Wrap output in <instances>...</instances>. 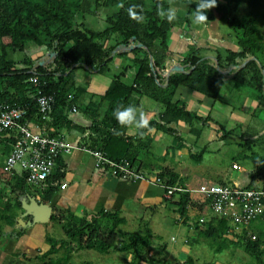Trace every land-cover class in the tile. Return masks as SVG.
I'll list each match as a JSON object with an SVG mask.
<instances>
[{"label": "trees", "instance_id": "1", "mask_svg": "<svg viewBox=\"0 0 264 264\" xmlns=\"http://www.w3.org/2000/svg\"><path fill=\"white\" fill-rule=\"evenodd\" d=\"M243 5L248 9L241 13ZM179 6L181 9H177ZM129 8L142 16V20L130 18ZM195 8V0H0V103L25 108L26 116L20 122L45 124L51 136L82 133V144L88 149L102 151L113 160L126 159L139 170L137 162L143 160L145 151H149L148 131L152 128L169 132L174 131L171 125L180 121H196L205 127L211 121L219 126L218 139L243 130L239 134L241 141L238 145L242 147L250 143L247 148L250 154H246L245 150L241 157L255 164L248 186L256 187L255 182L264 181V155L253 151L256 142L252 141L251 135L258 133L260 137L257 141L263 139L264 143V132L260 133L257 125L227 130V125L216 122L211 115L203 117L186 110L183 103L173 101L178 88L184 87L211 99L213 106L221 101L233 111L249 113L252 119L261 118L264 112V0H217L213 8L205 10L207 20L196 24L226 23L230 43L237 47L236 50L224 48L226 53L217 48L214 56L203 55L201 47L192 38L194 29H190L191 32L186 30L187 26L194 24ZM167 9L179 11H175L173 22L159 15L161 10ZM174 28L183 29L184 35L187 31L185 36L190 40L188 49L177 54L185 70L163 77L161 71L166 70L174 58L168 43ZM159 38L161 42L157 41ZM19 53L22 57L17 55ZM46 53L51 58L47 64L43 60ZM80 72L89 76L93 73L111 74L112 77L106 92L100 97L108 102L104 115L100 117L97 108L91 114L88 109L84 111L89 115L88 126L76 124L71 116L78 92L93 90L88 80L85 83L77 81ZM34 76H38L40 86L33 82ZM39 90L55 96L45 120L36 101ZM225 92H229L231 98ZM71 93H76V98L70 99ZM145 96L157 101L162 113L150 120L146 127L138 128L135 135H130L128 130L133 125H121L113 112L118 107L131 105L137 114ZM233 99L243 101V104L235 105ZM252 102L257 103L253 113L246 106V103L250 105ZM191 129L194 134L200 135L199 130ZM12 142L13 139L9 138L0 140V167L3 169L7 159L4 162L2 157L9 156ZM57 170L61 173V168ZM57 170H53L54 174L48 178L51 185L58 179ZM159 173L167 186L181 187L179 175L172 169L166 168ZM26 180L25 176H10L9 188L14 185L11 193L18 199L13 200L14 203L3 204L5 209L3 213L0 210V218L8 220L9 216V220L16 221L18 212L22 211L20 196L26 192L42 193L44 197L43 191ZM1 189L0 205L2 190H7ZM175 197L176 194L173 195ZM178 199L180 219L186 218L190 231L199 230L215 252L222 253L231 246L238 247L251 257L249 264H264V214L248 226H243L241 231L231 226L229 218L215 214L214 219L202 224L195 221L192 226L187 212L196 203L191 206L189 191L179 194ZM12 206L15 209L13 216L6 210ZM203 206L200 204V209ZM59 219L64 222L62 217ZM122 224H125V219L119 214L103 210L92 216H73L63 226L65 230L68 228L67 233L72 232V239L81 249L96 250L102 254L125 252L132 256L130 264H171L154 255V240L160 237L147 223L140 232L123 231L119 228ZM257 227L263 232L256 234ZM229 234L234 237L230 238ZM253 235L256 237L253 238ZM50 241L52 245L48 253L53 254L58 241ZM163 247L166 245L163 244ZM175 264L203 263L190 256L184 263L178 261Z\"/></svg>", "mask_w": 264, "mask_h": 264}, {"label": "crops", "instance_id": "2", "mask_svg": "<svg viewBox=\"0 0 264 264\" xmlns=\"http://www.w3.org/2000/svg\"><path fill=\"white\" fill-rule=\"evenodd\" d=\"M202 31L206 32L208 36L206 40H209V44L211 42L214 46L218 44L217 47L227 44L223 47L229 49L237 48L230 43V40L227 42L224 39L218 40L215 38V29L213 28H209L204 25V29ZM192 32L193 34L196 33L195 30ZM178 34L180 35V39L177 40L175 44L169 43L170 48L172 51L177 50V52H185V49H188L190 40L187 39L184 41L185 35L183 29H181V32ZM172 47H174V49ZM179 47L181 50L185 47V51H181ZM199 47L202 46L200 45ZM202 48L209 49L210 47L203 46ZM174 64H180V62L172 59V61L169 62L167 69ZM166 70L161 71L163 77L170 74H167ZM107 75H101L98 77L106 79ZM90 80L91 81L89 83L93 90H80L77 95L76 93H71L73 96L70 95L73 98L75 95L78 97L75 105L77 111L71 114L76 124L80 123L86 124L87 126L90 125V121L88 120L89 115L88 113H84L87 109L89 114H91L96 111L95 108H97L100 117L104 115V112L107 109L108 102L101 100L100 97L102 93L106 92L105 89L108 88L110 83L108 84L101 81V83H97L96 86H93L92 78ZM77 81L82 83L79 78ZM109 82H111V80ZM95 92L98 93L96 94ZM99 93L100 96L97 98L95 95H98ZM72 97L70 99H73ZM196 100L198 101V104H196ZM176 101L183 103L186 110L197 112L203 117L208 115L213 117L212 111L214 110V107H216V104L212 107V100L205 99V97H202L184 87L178 88L173 102ZM246 106L250 107L249 111L253 113L256 109L257 103L252 102L250 105L248 104ZM238 112L241 113V116L237 117L240 120H237L235 125L233 127H229V129H242L248 125V119H250L251 115L244 111ZM161 113L162 108L160 107V104L149 96H145L141 100V105L138 108L136 115L137 119L143 115V117L149 122L154 118L160 117ZM244 114L245 116H243ZM213 119L216 120V117H213ZM36 124L37 123L33 122V128L34 130L39 131L38 128L40 126H37ZM44 125L45 124H42L43 127ZM244 125L245 127H243ZM192 127L195 130H199L200 135L197 136L194 134L191 129ZM256 127L260 129V133L264 132V124H259ZM171 128H174V131L168 132L166 129L157 130L155 128L148 131V135L150 137L149 151H145V157L144 155L142 156L143 160H139L137 162V165L140 167L141 174H145H143L144 179H122L120 177H116V175L112 174L109 170L97 169L92 154L87 151L76 149L73 150L71 154H62L59 159L60 161L54 168V171H56L57 168H61V173L57 170L59 175L57 177L58 179L54 182V185H51L47 181L44 185L37 186L40 191H43V194L45 193L44 197L41 196L42 193L32 194L31 192H26V194L30 196L37 197L39 201L45 202L46 204H50L54 207L52 219L48 223H39L30 227L24 226L16 220L17 218H20L23 211L18 212V216L15 219L16 221H14V219L9 220V216L8 220L4 217L0 218V220L5 221V225L0 224L2 225L0 228V264L95 263V258H88L83 255V252L87 249H81L77 243L74 242L71 237L72 232L67 233L66 230L68 228L65 230L63 224H66L73 216L83 217L87 214L92 216L93 214H98L103 210L107 212H115L120 215V218L125 219V224H122L119 227L123 231L140 232L147 223L156 235H159V231L156 229L163 226L164 216L166 217L172 212L177 214L175 222L179 224L181 223V225L185 226L188 233H184L183 237L180 239L176 233V239L172 240V237H174L172 236V244L170 246L165 244L166 247H163L164 243H159L157 240L158 238L154 240L153 253L164 262L175 264L180 261L184 263L188 257L192 256L200 260V262H205L203 264L210 262L216 264H249L251 261L249 259L250 256H248L247 260L244 261L243 259L246 256L242 254L243 250H240L238 247L234 248L231 246L230 249H227L222 253H217L212 249L210 243L202 236L199 230L192 229V231H190V228L185 223L186 218L183 217L180 219L177 201L179 200V194L188 191L190 192L191 199L196 200V193L191 192L203 184H239L241 186L249 187L248 185L250 184L251 173L253 170L245 171V169H234L233 165L236 164L232 163V171H242L243 175L235 179H229L230 171L224 168L225 166L223 164L220 166L218 162L215 163L212 159L210 160L211 153H214L215 151L213 150L214 152H212L208 150L207 141L213 139L218 140V136H220V132H218L219 126L216 123L210 121L209 125L205 127V125L203 126L201 123L196 121L192 123L180 121L177 124H172ZM229 129L227 128V130ZM137 130L138 128L133 125L128 130V133L130 135H135ZM88 132L89 131H87L86 134ZM243 132L244 131L241 130L236 135H228V137L220 140H222L223 144L225 141L238 144L241 140L239 134ZM251 136L253 138L252 141L256 142L255 147H259L260 144L257 140L260 136L258 133H254ZM65 137L74 142L83 141V134L81 133L80 135L78 132L65 133ZM167 139L169 140V144L166 142ZM260 148L264 150V143ZM142 153H144V150H142ZM200 153L201 158L199 157ZM261 155H264V152ZM6 159L7 156L2 157L4 162ZM166 168L172 169L174 172L178 173V183L184 189L182 193L177 194V197L173 199H168L165 196L166 190L162 185L153 182V176L157 172H162L163 169ZM9 180L10 175L5 174L3 168L0 167V189H7L6 191L1 189L3 191V201L0 205L2 213L4 212L3 209H5V207L3 208V204H7L8 202L14 203V201L18 199V197H14L11 193L12 188L14 189V185L12 184V187L10 185L11 188H9ZM63 184H66L67 186L62 188ZM255 184L258 186L260 185L258 181L255 182ZM31 190L32 189H29V191ZM200 208V204L196 203L190 210L187 209V216L189 217V222L192 226L195 221L200 222V220L203 219V223H205L215 218L214 214L209 209L204 206L202 209ZM6 210H8V214H11L12 216L15 214L13 206L11 209ZM60 217H62L64 221L63 223L60 222ZM30 219V216L25 217L24 224H27ZM59 224L62 225L63 234L55 236L53 230L57 227V225L59 226ZM200 224H202V222H200ZM262 232V230H258L256 234ZM228 236H230V238L234 237L233 234H229ZM51 239L58 241V245L55 247L53 254L48 253L52 245V242L50 241ZM209 249L213 250L215 255L212 256L210 261H205L202 255ZM240 251L241 255L239 254ZM114 253L127 254L125 252L117 251L110 253L109 256L116 255ZM223 253L232 254V259L222 261V258L224 257L221 255ZM131 259L132 256L127 254L124 258V262L130 264L132 262Z\"/></svg>", "mask_w": 264, "mask_h": 264}, {"label": "built area", "instance_id": "3", "mask_svg": "<svg viewBox=\"0 0 264 264\" xmlns=\"http://www.w3.org/2000/svg\"><path fill=\"white\" fill-rule=\"evenodd\" d=\"M32 80L36 86L41 85L38 76H34ZM36 98L40 112L44 115L42 118L45 120L55 102V96L39 90ZM76 111L77 108L74 106L72 112ZM26 112L27 110L21 106L0 103V140L13 139L12 150L4 167L9 174L25 176L29 184L42 186L53 173L57 158L62 154H71L77 149L90 152L97 169L109 170L122 179H144L140 170L133 167L126 159L113 160L102 151L88 149L80 141L74 142L63 136H51L42 124H36L40 126L39 131L34 130L33 123L20 122L25 118ZM234 169L242 168L234 165ZM153 182L164 187L168 199H172L174 194L177 195L184 190L181 187L164 184L159 172L153 176ZM66 186L63 184L62 188ZM191 193L197 195L196 200H190L191 206L193 203L205 205L213 214L229 218L231 226L236 227L235 230L240 228L241 231L243 226H248L251 221L264 214V181L256 187L239 184H203Z\"/></svg>", "mask_w": 264, "mask_h": 264}, {"label": "rangeland", "instance_id": "4", "mask_svg": "<svg viewBox=\"0 0 264 264\" xmlns=\"http://www.w3.org/2000/svg\"><path fill=\"white\" fill-rule=\"evenodd\" d=\"M242 8L240 9L241 13L245 12L248 9V7L246 5H243ZM177 9H181V7L179 6V7H177ZM177 9H175V11H178ZM206 26L209 28L215 29V31H214V35L216 36L215 38H217L218 40L224 39L227 42H229V40H230L229 35H228L229 29H228L226 23H222V22L219 23V21H213V22H210L209 24H207ZM187 29H189V30H187ZM190 29H194L196 31L195 34H193V32H192V36H193V38L198 40L196 42L199 46L201 45L202 47L203 46L210 47L209 49L201 47L200 51L203 55L214 56L215 55L214 50H216L217 48L218 49L220 48L222 52L226 53V51L224 49L225 47H223V46H226L227 44H225V45L223 44V46H219V47H217L218 44H216V46L212 45L211 44L212 42L209 44V40H206L208 38L206 32L202 31L204 29V26L194 23L191 27L190 26L186 27V30L188 32H191ZM173 30H174V33L171 36V38H169L168 43L175 44L177 42V40L180 39V35L178 33L181 32V29L180 28H174ZM187 31H186L185 35H187ZM187 39H188V37L185 36L184 41H186ZM191 40H193V39H191ZM157 41L161 42L162 40H161V38H159ZM193 42H195V41L193 40ZM181 43H182V41H181ZM172 48L174 49V47H172ZM184 48H182V50L180 48V50L181 51L187 50V48L185 50H184ZM234 49L236 50L237 48H234ZM173 52L177 53V54L180 53V52H177V50L173 51ZM177 54L174 55L173 60H178ZM17 55L21 56L20 53ZM49 55H50L49 53H46V55L44 56L43 60H46L45 64H47L51 60V58H49ZM53 56H54V54H53ZM101 75H107V74L93 73V74H90V77H89V75L84 74V72H80L78 74V78L80 79V82L82 81V83H85L87 80L90 82L91 81L90 79L92 78V85L93 86L94 85L96 86L97 83H101V81L109 84L110 83L109 81L112 78L111 74L107 75L106 79H101L100 77H98ZM131 78H132V76L130 77V81H131ZM225 90H228V89L226 88ZM95 93L97 94L98 92H95ZM225 95H229V98H231L229 92H225ZM95 96H97V98H98L100 96V93L98 95H95ZM205 99H208V98H205ZM237 101H238V103H237ZM242 102L243 101L233 99V103H235V105L238 104V106H241L243 104ZM196 104H198L197 100H196ZM246 105H247V103H246ZM212 107H213V105H212ZM262 113H264V112H262ZM212 115H213V117H216V122L217 121L220 123L223 122L225 125H227V128L229 129V127H233L235 125L237 120H240L237 117H240L241 113L238 111H233L232 108L228 104H225L221 101H218L216 103V107H214V110L212 111ZM243 116H245V114ZM252 118H253V116L250 119H248V125H250L251 127H253L255 125H259L261 123H264V114L261 115V118H254V119H252ZM243 127H245V125ZM206 132H207V130H206ZM171 138H172V136H171ZM166 142H167V144H169L168 139ZM246 142H248V141H246ZM258 142L260 145H259V147H255L254 150L257 153L263 154L264 150H262L260 148L261 146H263V139H260ZM248 145H250L249 142H248ZM248 145L244 144L241 147L237 143L233 144L230 141L229 142L225 141V143L223 144L222 140H220V139H218V140L213 139V140L207 141L208 150L212 151V152L215 151L214 153H211L210 160L212 159L215 163L218 162L220 166L223 164L225 166L224 168H226V169H228V171H230L229 179H235V178H238V177L243 175L242 171H237V170L232 171L233 170L232 169V163L239 165L240 167H242V170L245 169V171H252L254 169L255 165L251 160L244 159L243 157H241V155L243 154V152L245 150H246V154H248V153L250 154V152L247 151ZM170 215H171V217H170ZM176 217H177V214H175L174 212L170 213L166 217L164 216L163 226L158 227L156 229L157 231H159V237H160V239L158 240L159 243L168 244L170 246L172 244L171 237L174 236V237H172V240H175L176 239V237H175L176 233L178 234L179 239L183 237L184 233L185 234L188 233V230L185 228V226L181 225V223L179 224V223L175 222ZM4 223H5L4 220L3 221L0 220V224L5 225ZM1 227H2V225H0V228ZM239 229H236V231ZM258 230H260V228H258ZM132 231H135V230H132ZM53 233L55 234V236L63 234L62 233V225L61 224H59V226L57 225V227L53 230ZM114 254H116V255L109 256V254H102L96 250H85L83 252L84 256H87L88 258L92 257V258L96 259L95 263H93V264H128V263L124 262V258L127 256V254H122V253H114ZM239 254L241 255V251ZM242 254L246 256L243 259L244 261H246L248 258V255L245 254L244 251H242ZM214 255H215V252L213 250L209 249V250H206V252L202 255V257L205 261H210L212 256H214ZM221 256L224 257V258H222V261H228L229 259L230 260L232 259V254L223 253ZM207 257H209V258H207ZM249 259L252 260L251 257H249ZM112 260H114V261H112ZM201 263H205V262L201 261Z\"/></svg>", "mask_w": 264, "mask_h": 264}, {"label": "clouds", "instance_id": "5", "mask_svg": "<svg viewBox=\"0 0 264 264\" xmlns=\"http://www.w3.org/2000/svg\"><path fill=\"white\" fill-rule=\"evenodd\" d=\"M216 2L217 0H195L196 8H195V11L192 17L193 22L194 23L205 22L207 20V13L205 10H210L211 8H213L216 5ZM159 15L163 19H166L168 22H173L176 19V12L173 9L161 10L159 12ZM129 16L130 18L135 19L137 21L142 20V16L138 15L135 11H133L132 8H129ZM113 115L115 116V118L121 125H135V127L137 128H143V127H146L148 124V121L143 117V115H141L139 119H137L136 109L131 105L127 107H122V108L118 107L117 109L114 110ZM3 171L6 172L5 169H3ZM6 174L10 176L12 175V174H9L8 172H6ZM25 195L30 196L24 193L22 196H20V200L23 197H26ZM22 211H23V208H22Z\"/></svg>", "mask_w": 264, "mask_h": 264}, {"label": "water", "instance_id": "6", "mask_svg": "<svg viewBox=\"0 0 264 264\" xmlns=\"http://www.w3.org/2000/svg\"><path fill=\"white\" fill-rule=\"evenodd\" d=\"M153 63V60H152ZM153 66V64H151ZM185 67L180 64L172 65L168 70L167 74L174 71H184ZM23 214L20 218H17V221L23 224L24 226H33L35 224H45L50 222L52 215L54 213V207L45 202L39 201L35 196H26L21 199ZM30 216V220L27 224H24V218Z\"/></svg>", "mask_w": 264, "mask_h": 264}]
</instances>
